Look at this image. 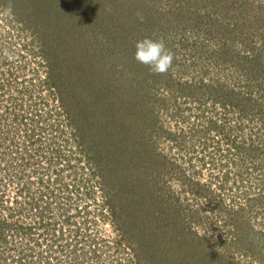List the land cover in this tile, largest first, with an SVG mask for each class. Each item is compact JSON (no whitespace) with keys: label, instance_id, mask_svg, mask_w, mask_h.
I'll return each instance as SVG.
<instances>
[{"label":"rangeland","instance_id":"obj_1","mask_svg":"<svg viewBox=\"0 0 264 264\" xmlns=\"http://www.w3.org/2000/svg\"><path fill=\"white\" fill-rule=\"evenodd\" d=\"M44 1L0 0V121L23 110L29 129L41 125L34 136L62 166L48 213L104 239L103 264H264V0ZM145 37L174 54L166 74L134 59ZM21 127L0 132V152L29 140ZM2 217L0 264H20L22 250L24 264H60L30 239L51 237Z\"/></svg>","mask_w":264,"mask_h":264},{"label":"trees","instance_id":"obj_2","mask_svg":"<svg viewBox=\"0 0 264 264\" xmlns=\"http://www.w3.org/2000/svg\"><path fill=\"white\" fill-rule=\"evenodd\" d=\"M51 1H55L56 3H66V0H51ZM41 2L47 3L44 0H40V3ZM80 3H82V2H80ZM47 7L51 8L49 5ZM14 11H15V15H16V12H18V11H16L15 9H14ZM51 72H52L51 68L47 70V74H49L47 76V81H49L50 84H52V86H53L52 90L53 91L51 93H52V95H54L56 93L55 89L57 90V88H56V83L51 81V79H50ZM2 78L4 79V77L1 76V71H0V82H1ZM3 79H2V82H3ZM2 82L0 84H2ZM0 92L2 93V91H0ZM58 97H59V99H61L60 96H58ZM59 99H57V100H59ZM58 103H59V101H58ZM27 115H28V113H26L23 110H21V113H15L14 112V116L18 120L19 126H22L21 128H23V130H21V133L23 135H26L29 140L28 139H27L28 141L23 140L21 146H18V145L15 146V151L11 150L12 152H5V153H4V151H2L3 153L0 152V159L7 160V162L10 163V165L7 164L5 166V168H7V169L12 168L13 173L11 175H13V176L15 175V169L13 168V164H12L14 157H16L18 160H22L19 163V165H22L23 168H25V167L31 168V171H29V173H27V174L32 175V177H30L28 179V183H25V186L23 188L24 193H21V195L19 196V198L17 200V203L15 204V206L13 208L14 209H19V208L23 209V213L21 215L26 217V218L33 215V216L42 217L44 219V217L46 218V216H48V210L50 208L49 205H50V202L52 201V194L54 195L55 192H57L56 187L59 186L61 181H62V177L59 174L62 170V166L55 167L57 161L54 157V153H51V155H50V152H52V151H50L49 148L45 151L44 148H45L46 143H43L39 138H36V136H34L42 128V127L39 128V126H41V125H39L37 127H32L29 129V127L26 125V123H24L26 121L25 119H27L26 118ZM35 116L37 118H39V112H36ZM15 118L9 119V120H8V118H6L7 124L9 126H7L5 124V120L2 119L0 121V123L4 124V126L6 125L5 128H2V129L6 130V129L10 128L11 125L9 124V122H11L13 125H15V121H16ZM37 121L39 122V119ZM42 126L45 127L44 125H42ZM31 129L33 130L32 133H31ZM41 133H43V131H41ZM84 133H85V131L83 129L78 128V131L72 130V134L80 142H82V137L83 136L85 137ZM78 135H81V137ZM66 159H67V156H66ZM15 165H17V162ZM0 166H4V163H2L1 160H0ZM38 166H40V167L38 168ZM65 167H67V165H65ZM16 172H17V169H16ZM43 174H44V176H43ZM24 175H25V173H24ZM2 179H4V182L6 181L3 175L0 176V180H2ZM21 187L19 188L20 191L22 189ZM14 209H12V210H14ZM87 214H88V212L85 213V215H87ZM26 218H20V219L15 218L16 223L14 225H16V227L19 230H21V229L23 230L24 228H28L30 230V228L34 227V226H31L30 224H28V225L23 224V222ZM37 220H39V219H37ZM45 222L51 224L52 227H49V229H47V230H40V228L37 226V229H36V227H34V229H32L31 232L35 233L37 236H42L44 238L51 237L52 239L49 238L50 242L46 240L48 242L47 243L48 247L46 245H42V243L44 241L43 239L40 241L34 239L33 237H31L30 239L33 241V243L36 246L46 247V249L49 250V254H53L54 257H55V251L62 249L60 246L61 240H62V242H64V240H65L66 245L68 246L66 248V252H67L65 255L66 259L61 260L62 259L61 258L60 264H103L104 263L105 257H103V255L101 253V250L102 251L105 250L103 247L105 244L101 245L104 239L102 240V242L98 241V240L95 241L93 239L86 240V238L83 239L82 235H80V234L78 237H76L77 232L73 233L72 221L71 222H70V220L68 221L67 216H65V222H63L62 225L59 227L55 225L57 222L56 223H50L51 221L48 219H45ZM64 224H66V225H64ZM45 231H46V235H44ZM81 233H83V232H81ZM15 237H17V239H20V240L22 239L21 237H18L17 231H16L13 238H15ZM112 243H115V242H112ZM53 244H55V245L52 246ZM115 247L118 249V251L120 250V248H123V247L126 248L125 243L121 240V238H118L116 240ZM120 251H122V253L126 254V256L124 254L125 257H129V262L133 261L132 255L129 253V252H131L130 250L128 253L123 252V250H120ZM20 252H22L23 254H21V255L19 254L20 255L19 259H26L25 258V256H26L25 252L30 255V253L27 250H22ZM128 254H129V256H128ZM29 255L27 256V258L28 257L30 258ZM110 256H111V254L106 255V257H110ZM37 257H38V255L35 258L37 259ZM118 258H120V259H122V261H124V257H118ZM36 259L32 258V260L29 259V260H27V262H29V264H40L42 260L36 261ZM47 260H51V257L50 256L47 257ZM23 261H22V264H24Z\"/></svg>","mask_w":264,"mask_h":264},{"label":"flooded vegetation","instance_id":"obj_3","mask_svg":"<svg viewBox=\"0 0 264 264\" xmlns=\"http://www.w3.org/2000/svg\"><path fill=\"white\" fill-rule=\"evenodd\" d=\"M16 119V118H15ZM26 120V119H25ZM5 124L7 125V126H9L8 124H7V121H5ZM9 124L11 125V127H13V128H15V129H18V127H19V122H18V120L16 119V121H15V125H13L11 122H9ZM5 125V126H6ZM5 126H4V124H1L0 123V132L1 133H3L4 131H6V130H3L2 128H5ZM17 126V127H16ZM22 130H23V128H21ZM21 129H19L20 131H21ZM19 131V132H20ZM250 153V152H249ZM251 154V153H250ZM23 176H25L24 175V169H23V171L22 170H19L18 171V173L16 174L15 173V175L13 176V175H11V182H12V184H15V186L16 187H13L14 189H13V192H11V194H2V192L0 191V218L2 219L3 217H2V214H4V213H9L11 216H15V218H17V216H18V214H22L23 213V209H21V208H19V209H14L13 207L15 206V204L17 203V200H18V198H19V196L21 195V193H24V190H23V188L24 187H22V189H21V191H20V187H19V185H17L18 183H21V185H22V181H24V179L22 178ZM16 181V182H15ZM7 184H8V182H7ZM20 185V186H21ZM9 189H10V187L7 189V193H9ZM62 189L65 191V194H66V186L64 187H62ZM72 192H70V194H71ZM62 199H63V202L62 203H64V201L66 200V197H62ZM12 209H14V210H12ZM75 212H76V210H75ZM51 214H55L56 215V218H54V220H51L50 218H48L47 217V219L48 220H51V222L50 223H56L57 222V217H59L58 218V220H59V222H57L55 225L56 226H61L62 225V223L63 222H65V215L64 214H62V213H59L60 214V216L58 215V214H56V213H52V212H49L48 213V215H51ZM79 214V213H78ZM22 218H26V217H22ZM1 219H0V221H1ZM18 219V218H17ZM27 219V218H26ZM3 220V219H2ZM71 221V220H70ZM39 228H41L40 230H47V229H49V227H52L51 226V224H49V223H45V225H42V226H38ZM25 229V228H24ZM23 229V230H24ZM28 229V228H27ZM32 229H34V227H31L30 228V231L29 232H31V230ZM22 230V229H21ZM29 230V229H28ZM20 231V230H19ZM79 234H81V232H82V229H81V227H79ZM2 232V231H1ZM1 237V236H0ZM1 244H2V242H1V239H0V256H1V254H3V252H2V246H1ZM61 250H58V251H56L55 252V257L58 259V262L60 261V259L61 260H63V259H66V248L68 247L67 245H66V242H65V240H64V242H62V240H61ZM16 258H18V256H16ZM29 258V257H28ZM56 259V260H57ZM26 261V259H20V264H22V261ZM51 262H52V264L53 263H55L54 261H52V259H51ZM29 263V262H28Z\"/></svg>","mask_w":264,"mask_h":264},{"label":"clouds","instance_id":"obj_4","mask_svg":"<svg viewBox=\"0 0 264 264\" xmlns=\"http://www.w3.org/2000/svg\"><path fill=\"white\" fill-rule=\"evenodd\" d=\"M11 10V5H9L7 11L11 13ZM137 18L143 21L141 13H137ZM134 47V59L147 66L153 74H166L173 66L174 54L166 48L163 39L145 37L138 40Z\"/></svg>","mask_w":264,"mask_h":264}]
</instances>
